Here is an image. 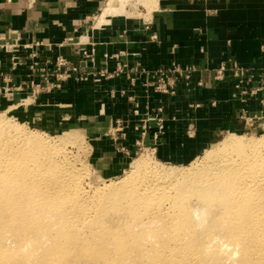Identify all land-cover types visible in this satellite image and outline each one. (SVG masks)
Instances as JSON below:
<instances>
[{"label":"rangeland","instance_id":"1","mask_svg":"<svg viewBox=\"0 0 264 264\" xmlns=\"http://www.w3.org/2000/svg\"><path fill=\"white\" fill-rule=\"evenodd\" d=\"M126 1L121 12L111 16L109 22L102 28H111V19L139 24L151 23L156 10H160L162 5L160 0ZM108 2L109 0H105L99 13L94 15L93 25L94 20ZM93 25L90 24L96 34L101 29L95 30ZM104 56L109 57L108 53ZM37 77L39 75L35 73V82L39 81ZM53 82L56 81L52 78L47 85ZM88 82L89 80H85L83 83ZM3 83L0 88V176L4 174L18 176L12 165L17 159L26 157V162L17 168L20 169L18 177L29 183L35 191L43 192V194L34 193L31 199L40 202L41 204L38 205L40 207L22 213L26 220H34V223L30 225L32 229L30 227L18 229V224L12 228L0 227V250L7 251L5 256H0L3 257L0 259V262L2 261L0 264L7 262V264H51L50 261L54 264L60 259L61 264H81L83 259L82 264H104V262L105 264L110 262L121 264L122 261L123 264H149V258L151 260L152 256L158 257L159 253L163 254L164 258L171 255L169 258L173 257L172 259H176V262L184 260L185 264H245V260L248 264H264V251H262L264 248H257L264 246L262 245L264 239H261L264 238V210H257L251 216L248 227L246 226L247 232H239L234 225L231 227L237 234L238 240L231 239L229 227L226 222H222L224 218L220 217L223 209L228 205L226 203L225 207L223 205L206 207L208 215H205L204 222L198 226V221L191 218L192 210L205 208L206 204L200 197L205 192L204 188L209 187V190H213L212 185L215 181L230 179L232 172H238L239 168L245 164L244 159L234 161V158H237L234 153L225 154L221 156L225 159H221L209 151L215 149L227 136L241 135L245 139L251 138L250 140L258 150H262L260 155H262V167H264V135L260 131L222 132L215 137V140L211 134H201L198 137L196 134L193 136L185 134L186 138H181L182 140H178L172 150L166 151L160 150L157 146L149 147L145 142L147 135H144L139 147L130 150L126 146V141L119 137L116 130L117 117L106 127L100 125L101 121H97V111L93 108L90 99L76 94L65 97L64 92L56 94L63 84L60 88L51 89L48 93L42 85L37 86V82L35 86L23 89L14 87L9 81H3ZM15 94L20 95L21 99L14 101ZM45 94H50L53 99L45 102V99L41 98L42 101L39 102V96ZM155 136L158 138L156 132L150 137L152 142L156 141ZM120 146L123 148L120 149ZM138 160H143L144 164L140 170L136 171L132 167ZM249 168L248 166L241 168L242 177L237 185L245 188H260L264 194V173L257 179L254 168ZM131 174H135L136 177ZM132 177L133 183L130 184L132 180L129 182L128 180ZM139 184L142 186L139 187ZM132 188H136L134 193L127 194L126 191ZM259 200L262 201L264 198ZM18 201L20 203L24 200ZM231 204L233 203H229V206ZM181 210L188 212L190 224L179 220L178 213ZM18 212L21 213V211ZM230 213L232 216L233 212L230 211ZM186 228L188 233L185 232ZM115 237L122 238L123 243L128 244L125 255L123 251L117 249L118 241L116 243ZM242 237L251 239L245 240L253 246L246 245ZM193 240L196 241L195 245ZM204 244L208 246L206 253L201 252L203 250H197ZM84 247L91 250L98 249L107 253V257L83 254ZM134 252L137 254L134 256L135 259L132 257V254L135 255ZM200 254H202L201 257ZM29 255L30 259H27ZM161 258L163 256L159 257Z\"/></svg>","mask_w":264,"mask_h":264},{"label":"crops","instance_id":"2","mask_svg":"<svg viewBox=\"0 0 264 264\" xmlns=\"http://www.w3.org/2000/svg\"><path fill=\"white\" fill-rule=\"evenodd\" d=\"M104 1L0 0V40H18L19 44L43 42L50 46L41 48L39 57L63 56L74 65L82 60L81 49L94 50V69L104 66L105 53L118 54L117 62H126L129 66L138 63L146 70L168 66L172 61L210 70L227 60L264 69V53L261 52L264 47V0H160L161 8L156 10L149 31L143 24L111 19V28H102L95 34L90 24L93 25L92 19ZM150 32L155 33L156 41L148 40ZM0 58L10 84L24 88L27 65L10 71L5 61L7 55L0 53ZM87 63L90 67V62ZM115 63L114 59H108V70L112 71ZM205 77L207 86L186 98H167L150 92L144 98L140 84L133 88L140 102L141 116L136 120L158 106L162 108L164 132L156 142L160 150H172L178 140L186 138L189 113L186 102L203 104L192 111L196 136L211 134L213 140L222 132H242V111L250 116L264 110L258 102L261 94L257 95V100L243 103L231 97L233 88L229 78L213 83ZM3 84L0 78V88ZM125 86L120 78L103 81L99 90L91 82L67 81L56 94L64 92L65 97L76 94L90 99L97 111V121L106 127L114 118L129 114L125 100L110 94L111 89ZM41 98L45 102L53 99L50 94L39 96V102ZM13 99L21 97L15 94ZM211 102L215 104L210 106ZM155 132L154 122H149L145 132L148 146L153 145L150 137ZM136 135L131 131L127 137L126 146L130 150L135 147Z\"/></svg>","mask_w":264,"mask_h":264},{"label":"built area","instance_id":"3","mask_svg":"<svg viewBox=\"0 0 264 264\" xmlns=\"http://www.w3.org/2000/svg\"><path fill=\"white\" fill-rule=\"evenodd\" d=\"M143 26L146 31H149L151 23H144ZM147 37L151 42L156 41V35L153 32H150ZM46 46L48 48L50 45L43 44L40 41L30 44H19L18 40L11 42L0 40V53L7 55L5 61L9 64L10 71L16 70L19 66L27 65L28 73L25 74L27 79L25 88L35 86L34 74L37 73L39 77L36 79H39V81H37L38 84L36 85H42L48 93L51 89L60 88L67 81L81 84L85 80H89L99 90L103 81L120 78L122 82H125L126 86L111 89L110 94L113 96L117 95L125 100L129 105V114L125 117H117L115 121L116 130L119 137L123 138L124 141H127L131 131L137 134L134 140L135 147H139V143L142 142L149 122H154L157 137L164 132V119L160 106L152 113H146L136 120V117L141 116L139 96L133 90L137 84L143 87L144 98L148 97L149 92L167 98L179 96L186 98L189 94L207 86L206 80H204L205 76L209 82L213 83L229 78L232 82L233 91L231 97L233 99L247 103L251 100H257V95L261 94L258 102L264 108V69L242 66L234 60L220 62L217 67L210 70L198 68L194 64H180L176 61H172L168 66L146 70L138 63L129 66L126 62H117L118 54H114L109 57L103 56L104 66L94 69V50L88 52L81 49L82 60L74 65L63 56L39 57L40 49L46 48ZM261 52L264 53V47H261ZM110 58L116 61L112 71L108 70L107 65V60ZM87 62H90V67L87 66ZM3 66V59L0 58V78L8 82L7 74L3 72ZM52 78L56 82L47 85ZM19 88L23 89V87ZM214 104V102H211L209 105L212 106ZM202 106L203 104L199 102H186V107L189 110L188 123L185 128L186 135L193 136L196 134L192 111ZM240 120L243 124L242 132L244 130L260 131L264 135V110L260 111L259 114L253 113L250 116H246V111H242ZM157 139L149 147H156ZM121 148L123 147L120 146Z\"/></svg>","mask_w":264,"mask_h":264},{"label":"bare ground","instance_id":"4","mask_svg":"<svg viewBox=\"0 0 264 264\" xmlns=\"http://www.w3.org/2000/svg\"><path fill=\"white\" fill-rule=\"evenodd\" d=\"M151 1H154V0H151ZM127 1L126 0H109V2L107 3V5L106 6H104V8L102 9V11L100 12V14L96 17V20H94L95 22H94V25H93V27L95 28V30L97 29V30H100V29H102V26L103 25H106L107 23H108V21H109V19L111 18V16L113 17L114 15H116V14H118V13H120L121 12V10H122V6H123V4H125ZM102 8V7H101ZM120 10V11H119ZM251 139V138H250ZM250 139H245L244 137H242L241 135H229V136H227L226 138H224V140L223 141H221L220 142V144L215 148V149H212L211 151H209V152H212V155H214V156H216V157H221V156H224L225 154H228V153H234L236 156H237V158L235 159L234 158V161H236V160H238V159H244V163L245 164H243L240 168H239V170H238V172H232V175L230 176V179L228 178V179H223L222 181L221 180H219V181H215L214 183H213V185L212 186H214V188H213V190H209L210 188L208 187V188H204V194L202 195V196H200L201 197V199L203 200V202H204V204H206L205 205V208H201L200 210H192V216H191V218H193V220H196V221H198L197 222V226L198 225H200V224H202L203 222H204V218L206 217L205 215H208V213L206 212V207H211L212 205H225V203L226 204H228L227 205V207H225V209H223V212H222V215L220 216V217H222V218H224L223 219V221L222 222H226L227 223V226L229 227L228 228V232L230 233V237H231V239L233 238V239H237L238 240V238H237V234L233 231V229L231 228L233 225L234 226H236L238 229H239V232H242V233H245V232H247V228H246V226L248 227V221L250 220V218H251V216L255 213V211H257V210H264V200H262V201H260L259 199L260 198H264V197H261L262 195H264V194H262V192L260 191L261 189L260 188H258V189H256V188H254V187H248V188H245L244 186L243 187H241V186H239V185H237V182H238V180L240 179V177H242V173H241V168L242 167H245V166H248V168L249 167H251V168H254V173L256 174V176H258V178L257 179H259V176L262 174V173H264V167H262V155H260V152L262 151L261 149L260 150H258V148H257V146L253 143V141H251ZM233 154V155H234ZM229 155H231V154H229ZM243 157V158H242ZM222 158H224L225 159V157H221V159ZM232 158V157H231ZM27 158L26 157H21V158H19V159H17L14 163H13V165H12V168L14 169V172H16L17 174L16 175H18L19 176V170L20 169H17V168H19L21 165H23L24 164V162H26L25 160H26ZM230 159V158H229ZM227 160H228V158H227ZM210 162H212V161H210ZM209 162V163H210ZM212 163H214V162H212ZM220 163V162H219ZM242 163V162H241ZM143 164H144V161L143 160H138V161H136L135 162V164L133 165V170H136V171H138V170H140V168H142L143 167ZM240 164V163H239ZM236 165V164H235ZM250 169V168H249ZM142 170V169H141ZM210 171V170H209ZM215 171V170H214ZM247 171V170H246ZM13 172V171H12ZM132 172V171H131ZM140 172V171H139ZM143 172V171H142ZM133 173H135V172H133ZM132 175V174H131ZM136 175H138V173H136ZM18 176H15V175H13V174H11V176H9V175H3V176H0V227L1 228H3V227H7L8 226V228H12V227H14V225L15 224H18V229H28L29 227H30V225L31 224H33L34 223V220H26L23 216H22V213H26V212H29L31 209H35V208H37V207H40V206H38V205H40L41 203L40 202H35V201H32L31 199L33 198V194L34 193H40V194H43V192H40V191H35V189H33V188H31L30 186H29V183H26V181H24V180H20L19 179V177ZM129 176H130V174H129ZM133 177L135 176V174H133L132 175ZM129 178L130 180H128V182L129 181H131L130 182V184L131 183H133V179L134 178ZM136 177V176H135ZM252 177H253V174H252ZM179 178V177H178ZM127 180V179H126ZM135 180H137V179H135ZM140 180V179H139ZM246 180V179H245ZM241 181V180H240ZM126 182V181H125ZM136 182V181H135ZM127 184V183H126ZM40 185V184H39ZM127 185H129V184H127ZM171 185V184H170ZM62 186V185H61ZM140 186H142L141 184H139V187ZM173 186V185H172ZM191 186V185H190ZM253 186V185H252ZM127 187H129L130 188V186H127ZM176 187V186H175ZM218 187H219V190H218ZM146 188H148V187H146ZM179 188V187H178ZM127 189V188H126ZM136 188H132V189H130V190H128V191H126V190H124V191H126L127 192V194H133L134 192V190H135ZM221 189V190H220ZM142 192V191H141ZM98 193V192H97ZM143 193V192H142ZM187 193V192H186ZM62 197V196H61ZM123 198V197H122ZM127 199V198H126ZM18 200H24V201H22V202H20L19 203V201ZM257 200V201H256ZM258 200L260 201V202H258ZM127 201V200H126ZM177 202V201H176ZM63 203V202H62ZM124 203H125V201H124ZM182 203V202H181ZM184 203V202H183ZM229 203H233V204H231L230 206H229ZM120 204H121V202H120ZM126 205V204H125ZM118 206H119V203H118ZM56 207V206H55ZM120 207V206H119ZM185 208V207H184ZM67 209V208H66ZM188 209V208H187ZM59 210V209H58ZM18 211H21V213L20 212H18ZM40 211V210H39ZM74 211V210H73ZM169 211H171V210H169ZM176 211V210H175ZM229 211V212H228ZM230 211H232L233 212V214H232V216H230ZM71 212V211H70ZM155 212V211H154ZM214 212V211H213ZM87 213V212H86ZM230 213V214H229ZM68 214V213H67ZM78 214V213H77ZM30 215V214H29ZM32 215V214H31ZM30 215V216H31ZM152 215V214H151ZM160 215V214H159ZM178 215H179V220L182 222V223H187V224H190L191 223V219H190V216L188 215V212H185V211H183V210H181V211H179V213H178ZM191 215V214H190ZM28 216V215H27ZM81 216V215H80ZM167 217V216H166ZM166 217H165V219H166ZM169 217V216H168ZM175 218V217H174ZM218 218V217H217ZM232 218V219H231ZM49 219V218H48ZM51 219V218H50ZM143 219V218H142ZM261 219V218H260ZM193 220H192V222H193ZM217 220V219H216ZM195 221V222H196ZM218 221V220H217ZM219 221H220V219H219ZM67 222V221H66ZM161 222V221H160ZM48 223V222H47ZM143 223V222H142ZM151 223H153V222H151ZM150 223V224H151ZM128 224V223H127ZM147 224V223H146ZM170 224V223H169ZM169 224H168V226H169ZM223 224V223H222ZM74 225V224H73ZM156 225H158V224H156ZM216 225V224H215ZM57 226V225H56ZM111 226V225H110ZM137 226V225H136ZM212 226V225H211ZM210 226V227H211ZM220 226V225H219ZM17 227V226H16ZM133 227H135V226H133ZM147 227V226H146ZM167 227V226H166ZM194 227V226H193ZM214 227V226H213ZM216 227V226H215ZM75 228V227H74ZM81 228V227H80ZM109 228H112V227H109ZM126 228V227H125ZM189 228V227H188ZM250 228V227H249ZM30 229H32L31 227H30ZM29 229V230H30ZM34 229V228H33ZM38 229V228H37ZM73 229V228H72ZM97 229V228H96ZM120 229V228H119ZM190 229V228H189ZM193 229H195V228H193ZM199 229V228H198ZM11 230V229H10ZM21 230V231H22ZM71 230V229H70ZM93 230V229H92ZM114 230V229H113ZM201 230H202V228H201ZM200 230V231H201ZM204 230V229H203ZM205 230H207V228L205 229ZM255 230H257V228L255 229ZM4 231V230H3ZM13 231H15V230H13ZM26 231V230H25ZM39 231V230H38ZM51 231V230H50ZM53 231V230H52ZM68 231V230H67ZM112 231V230H111ZM175 231V230H174ZM187 231V228L185 229V232ZM191 231V230H190ZM251 232H253L252 230H250ZM9 232V231H8ZM17 232V231H16ZM15 232V233H16ZM33 232V231H32ZM72 232H73V230H72ZM103 232V231H102ZM113 232V231H112ZM151 232V231H150ZM166 232V231H165ZM180 232V231H179ZM195 232V231H194ZM203 232V231H202ZM259 232H261V231H259ZM258 232V233H259ZM13 233V232H12ZM51 233V232H50ZM67 233V232H66ZM124 233V232H123ZM123 233H121L122 235H123ZM152 233V232H151ZM173 233V232H172ZM184 233V232H183ZM187 233H188V231H187ZM192 233V232H191ZM7 234V233H6ZM11 234V233H10ZM72 234V233H71ZM125 234V233H124ZM154 234V233H153ZM203 234V233H202ZM201 234V236H203ZM216 234H217V232H216ZM249 234V233H248ZM254 234V233H253ZM262 234V233H261ZM32 235V234H31ZM30 235V236H31ZM51 235V234H50ZM70 235V234H69ZM137 235V234H136ZM147 235V234H146ZM155 235V234H154ZM179 235V234H178ZM204 235H205V233H204ZM243 234H241V236H242ZM255 235V234H254ZM8 236V235H7ZM54 236V235H53ZM116 236V235H115ZM118 236H119V234H118ZM151 236V235H150ZM169 236V235H168ZM173 236V235H172ZM186 236H187V234H186ZM188 236H189V234H188ZM215 236V235H214ZM18 238H19V236H17ZM27 237V236H26ZM72 237V236H71ZM98 237V236H97ZM135 237V236H134ZM133 237V238H134ZM159 237V236H158ZM163 237V236H162ZM195 237V236H194ZM193 237V238H194ZM204 237V236H203ZM43 238V237H42ZM41 238V239H42ZM48 238V237H47ZM64 238V237H63ZM73 238V237H72ZM87 238V237H86ZM89 238V237H88ZM114 238V237H113ZM116 238V243H117V241H118V244H117V249L119 250V251H123L122 253H123V255H125L126 253H127V247H128V244L126 245V244H124L123 243V241H122V238H119V237H115ZM243 238V240H244V242L246 243V245H249V246H253V245H250L245 239H247V240H251V239H249V238H246L245 237V239H244V237H242ZM250 238H251V236H250ZM2 239V238H1ZM78 239H79V237H78ZM98 239V238H97ZM100 239V238H99ZM104 239V238H103ZM129 239H131V238H129ZM137 239V238H136ZM151 239V238H150ZM156 239V238H155ZM205 239V238H204ZM217 239V238H216ZM253 239V238H252ZM260 239V238H259ZM261 239H264V238H261ZM10 240V239H9ZM53 240H55V238L53 239ZM63 240V239H62ZM92 240H93V238H92ZM113 240V239H112ZM128 240V239H127ZM132 240V239H131ZM140 240V239H139ZM183 240H185V238L183 239ZM202 240V239H201ZM241 240V239H240ZM256 240V239H255ZM59 241H60V238H59ZM67 241V240H66ZM88 241V240H87ZM141 241H143V240H141ZM164 241V240H163ZM192 241V240H191ZM262 241H264V240H262ZM19 242V241H18ZM65 242V241H64ZM99 242V241H98ZM108 242V241H107ZM130 242V241H129ZM138 242V241H137ZM193 242H194V245H195V242L196 241H194L193 240ZM199 242V241H198ZM237 242V241H236ZM5 243V242H4ZM23 243V242H22ZM25 243V242H24ZM30 243V242H29ZM105 243V242H104ZM139 243V242H138ZM143 243V242H142ZM147 243H148V241H147ZM15 244V243H14ZM21 244V243H20ZM46 244V243H45ZM97 244V243H96ZM107 245L109 244V243H106ZM130 244H132V243H130ZM198 244V243H197ZM200 244V243H199ZM203 244V243H202ZM236 244H238V243H236ZM240 244V243H239ZM251 244H252V242H251ZM18 245V244H17ZM48 245V244H47ZM78 245V244H77ZM80 245V244H79ZM103 245V244H102ZM106 245V246H107ZM134 245H136V244H134ZM133 245V246H134ZM193 245V246H194ZM234 245H235V242H234ZM262 245H264V244H262ZM25 246V245H24ZM23 246V247H24ZM105 246V247H106ZM162 246H164V245H162ZM167 245H165V247H166ZM187 246V245H186ZM185 246V247H186ZM199 246V245H198ZM202 246V245H201ZM237 246V245H236ZM258 246V245H257ZM257 246H255V247H257ZM66 247V246H65ZM71 247V246H70ZM81 247V246H80ZM83 247V246H82ZM96 247V246H95ZM139 247H141V246H139ZM148 247V246H147ZM246 247H248V246H246ZM5 248V247H4ZM79 248V247H78ZM92 248V247H91ZM93 248H94V246H93ZM101 248V247H100ZM99 248V249H100ZM104 248V247H103ZM109 248V247H108ZM112 248V247H111ZM142 248H143V246H142ZM160 248H162V247H160ZM193 248V247H192ZM200 248H202V249H200ZM252 248H254V247H252ZM257 248H259V249H261V248H264V246H261V247H257ZM6 249V248H5ZM71 249V248H70ZM137 249V248H136ZM146 249V248H145ZM19 250V249H18ZM57 250V249H56ZM129 250H130V248H129ZM134 250V249H133ZM154 250V249H153ZM196 250V249H195ZM197 250H203V251H201V252H205L206 253V251H208V246H206L205 244H204V246L203 247H199ZM220 250V249H219ZM251 250V249H250ZM250 250H248V251H250ZM255 252H257V249L255 248ZM1 252H0V256H5V254L7 253V251H5V250H0ZM79 251H82V250H79ZM137 251V250H136ZM135 251V252H136ZM148 251V250H147ZM171 251V250H170ZM262 251H264V250H262ZM38 251H36V253H37ZM76 252V251H75ZM83 254H94L95 256H97V257H102V258H104V257H107L106 256V254L107 253H104V252H102V251H100V250H91V249H89V248H86V247H84V250H83ZM131 252H132V250H131ZM134 252V253H135ZM139 252V251H138ZM138 252H136V253H138ZM146 252V251H145ZM196 252V251H195ZM261 252V251H260ZM10 252H8V254H9ZM24 253V252H23ZM69 253V252H68ZM68 253H66V254H68ZM80 253V252H79ZM112 253V252H111ZM114 253H116V252H114ZM113 253V254H114ZM125 253V254H124ZM135 253V255L134 254H132L133 256V259H135L136 257H134V256H136L137 254ZM154 253V252H153ZM152 253V254H153ZM163 253H164V251H163ZM197 253H199V252H197ZM17 254V253H16ZM25 254V253H24ZM35 254V253H34ZM63 254H64V252H63ZM81 254V253H80ZM109 254H110V252H109ZM118 254V253H117ZM131 253H129V256H131L130 255ZM151 254V255H152ZM170 254V253H169ZM173 254V253H172ZM21 255V254H20ZM62 255V254H61ZM61 255H60V258H61ZM112 255V254H111ZM110 255V256H111ZM122 255V254H121ZM128 255V254H127ZM142 255V254H141ZM160 255V256H159ZM159 255H158V257H151V260H150V258H149V264H180V263H183V264H185V262H184V260H182L183 262H176V259L175 260H173L172 258H169V256H171V255H169L168 256V258H164V255L163 254H160L159 253ZM174 255V254H173ZM205 255V254H204ZM207 255H210V254H207ZM233 255H235V253H233ZM243 255V254H242ZM253 255V254H252ZM260 256H261V254H259ZM69 256V255H68ZM78 256H80V255H78ZM109 256V257H110ZM113 256V255H112ZM116 256V255H115ZM139 256H140V253H139ZM144 256H146V255H144ZM144 256H142V258L144 257ZM155 256V255H154ZM163 256V258H161V259H159V257H162ZM166 257H167V255H165ZM202 256V254H200V257ZM211 256V255H210ZM7 257V256H6ZM28 257H30V255L29 256H27V259H30V258H28ZM57 257V256H56ZM65 257V255L63 256V258ZM66 257H67V255H66ZM75 257V256H74ZM90 257H91V255H90ZM89 257V258H90ZM94 257V256H93ZM148 257V256H147ZM194 257V256H193ZM205 257V256H204ZM203 257V258H204ZM207 257V256H206ZM209 257V256H208ZM3 258V257H2ZM1 257H0V259H2ZM45 258V257H44ZM52 258V257H51ZM84 258V257H83ZM82 258V259H83ZM111 258V257H110ZM126 258V257H125ZM131 258V257H130ZM139 258V257H138ZM153 258V259H152ZM229 258V257H228ZM232 258V257H231ZM242 258H244V257H242ZM48 259V258H47ZM81 259V260H82ZM97 259V258H96ZM100 259V258H99ZM113 259H114V257H113ZM127 259H129L128 257H127ZM144 259V258H143ZM185 259V258H184ZM191 259V258H190ZM199 259H201V258H199ZM53 260V259H52ZM54 260H56V259H54ZM68 260V259H67ZM86 260H87V257H86ZM85 260V261H86ZM106 260V259H105ZM115 260V259H114ZM118 260V259H117ZM117 260H116V262H117ZM130 260V259H129ZM251 260V259H250ZM35 261H36V259H35ZM39 261H42V260H39ZM60 261H62L61 259L58 261H55V262H59L60 263ZM70 261V260H69ZM91 261V260H90ZM104 260H102V262H103ZM110 261H112V260H110ZM126 261V260H125ZM136 261V260H135ZM137 261H138V259H137ZM141 261V260H140ZM139 261V262H140ZM148 261V260H147ZM186 261V260H185ZM2 262V261H1ZM0 262V263H1ZM6 262V261H5ZM21 262V261H20ZM54 262V264H56ZM67 262V261H66ZM79 262V261H78ZM84 262V259H83V261L81 262V264ZM130 262V261H129ZM190 262V261H189ZM209 262V261H208ZM241 262H242V260H241ZM4 263V262H3ZM8 263V262H7ZM6 263V264H7ZM50 263L51 264H53V262H51L50 261ZM58 263V264H59ZM73 263H74V261H73ZM114 263V262H113ZM119 263H121V261L119 262ZM133 263H134V261H133ZM146 263V262H145ZM188 263V262H187ZM244 263L245 264H248L247 263V261L245 260L244 261ZM18 264V263H17ZM26 264V263H25ZM34 264V263H33ZM61 264V263H60ZM70 264V263H69ZM97 264V263H96ZM104 264H105V262H104ZM110 264H111V262H110ZM121 264H123V261H122V263ZM128 264V263H127ZM131 264V263H130ZM142 264V263H141ZM147 264V263H146ZM261 264V263H260Z\"/></svg>","mask_w":264,"mask_h":264}]
</instances>
